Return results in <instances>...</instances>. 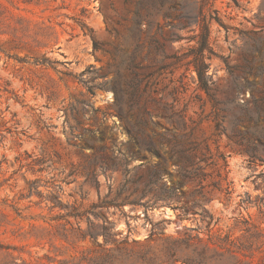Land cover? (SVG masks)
<instances>
[{
    "label": "rangeland",
    "instance_id": "1",
    "mask_svg": "<svg viewBox=\"0 0 264 264\" xmlns=\"http://www.w3.org/2000/svg\"><path fill=\"white\" fill-rule=\"evenodd\" d=\"M134 1L0 0V264H183L189 236L243 242V219L264 236V166L250 164L229 132L215 131L211 102L182 56L194 44L186 42L193 26L179 29L173 15L156 17L149 33L141 23L136 60L147 76L131 111L160 122L146 130L158 154L140 151L124 130L110 87L116 69L128 77L113 53L133 50ZM238 3L213 7L229 27L264 32L260 0ZM239 37L230 30L225 41L224 29L211 26L215 97L236 101L216 111L257 117L263 78L250 75L235 89L226 69L241 64L240 51L229 49ZM162 111L179 112L184 126ZM186 169L200 178H184ZM247 195L252 204L241 203ZM204 211L213 216L209 227Z\"/></svg>",
    "mask_w": 264,
    "mask_h": 264
},
{
    "label": "trees",
    "instance_id": "2",
    "mask_svg": "<svg viewBox=\"0 0 264 264\" xmlns=\"http://www.w3.org/2000/svg\"><path fill=\"white\" fill-rule=\"evenodd\" d=\"M215 0H135L133 2L132 12V43L133 50L131 54L121 55V48L114 49L113 56L120 58V65L128 72V77L121 74L120 69H116L115 76L111 81V90L114 94V102L118 107L116 111L119 120L123 123L124 130L129 135L132 141L139 145L140 151L147 150L157 153L156 145L146 133L149 127L160 126V122L154 119L150 111H131L137 104L140 95V84L147 75L141 76L136 70L143 69L140 62H136L140 57L143 49V44L140 39L141 23L146 22V32L149 33L154 25V19L158 16L170 18L172 15L175 19L181 21L179 29L191 28L189 32L191 36L187 38V43L194 42L182 54L188 58L186 63L187 70L195 72L193 80L197 84V88L204 92L211 102L213 108L214 129L217 134L229 132L228 138L235 139L238 145L244 147V153L248 156V161L254 167L264 166V111H256L255 117L251 111H216L219 104L230 105L236 103L233 98H227L224 102L218 101L215 97V81L213 77L215 73L210 74V65L214 56L217 53L214 51L211 42V26L215 23L222 27L225 31V41H228L230 30H237L240 35L239 40L231 42L233 46L230 49L240 51L239 65H230L226 63L228 75L234 84L235 89L239 88L237 81H245L248 84L247 77H261L264 80V32L263 29H240L229 27L218 16V11L213 7ZM236 8H239L238 0H231ZM128 0H124L127 4ZM228 7L231 4L228 3ZM264 7V0H260L258 7V17ZM232 18H230L231 20ZM170 36L168 41H172ZM93 49L98 50V43L92 36ZM149 45L155 52L161 49L158 42L154 38H149ZM171 58L178 60L180 55H171ZM228 58H225V61ZM238 72V73H235ZM263 94V91H258ZM264 102V97L253 98V103ZM126 104L129 111L123 110V105ZM135 112V113H134ZM163 117L168 123L176 125L178 128L184 126L183 116L175 111H162ZM228 120V126H223V121ZM261 122V123H260ZM243 127V130L240 129ZM164 139V134L160 135ZM104 173L109 170V167H100ZM200 169V168H199ZM198 170H184V178L194 180L200 178ZM126 172V171H124ZM99 173L93 172V176L97 177ZM264 185V173L261 175ZM260 202L264 205V189L263 197ZM241 203L252 204L250 196L247 195L246 200H241ZM201 214V221L209 227L213 221V216L208 215L206 211ZM261 212V211H260ZM245 241L236 242L230 236L218 238L217 241L212 240V236L204 241L199 235L189 236L188 241H183L186 254L182 259L183 264H259L264 258V241L261 238L264 236L261 232H252L247 220L243 219ZM195 240V241H192ZM220 249L222 251H220ZM258 256V257H257ZM257 258V260H255Z\"/></svg>",
    "mask_w": 264,
    "mask_h": 264
}]
</instances>
